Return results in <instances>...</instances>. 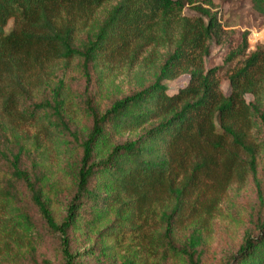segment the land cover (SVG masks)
Instances as JSON below:
<instances>
[{
    "label": "trees",
    "instance_id": "trees-1",
    "mask_svg": "<svg viewBox=\"0 0 264 264\" xmlns=\"http://www.w3.org/2000/svg\"><path fill=\"white\" fill-rule=\"evenodd\" d=\"M105 1L0 0V264H201L223 196L253 178L264 205V48L247 53V31L230 39L201 4ZM211 40L236 60L227 93ZM51 141L63 198L43 169ZM255 229L225 264H264V213Z\"/></svg>",
    "mask_w": 264,
    "mask_h": 264
},
{
    "label": "rangeland",
    "instance_id": "rangeland-1",
    "mask_svg": "<svg viewBox=\"0 0 264 264\" xmlns=\"http://www.w3.org/2000/svg\"><path fill=\"white\" fill-rule=\"evenodd\" d=\"M114 1H105L100 12H105ZM196 4H201L204 7H209L211 11L218 12L223 27L232 30L230 39L238 37L243 31H247V53L257 47L264 48V0H211L210 4L207 3V0H186L182 13L186 15L195 14ZM11 23L12 21L9 20L7 27H10ZM208 45L210 52L205 57V63L206 65H221L220 72L223 75L221 88L227 93L229 85L225 73L236 60L224 62L225 41L218 43L211 40ZM159 49L162 50V48ZM68 79L74 91L79 92L84 84L83 79L78 76H70ZM187 80L188 74L183 73L170 80L169 85L172 87L182 86ZM245 98L250 101L253 96L251 93H246ZM74 125L79 126L81 130L86 128L85 120L80 112ZM126 136L128 133L124 134V137ZM49 144L43 169L46 171L47 180L53 182L54 191L63 198L74 190L73 180L65 170L66 164L62 155V148L57 147L52 141ZM262 170L263 166H260L257 180L261 183L264 195V171ZM52 208L55 217L59 218L63 206L59 202H52ZM263 213L264 205L259 202L257 185L253 178H249L244 190L238 196H223L212 218L207 221L205 230L209 234V238L201 247V264H225L226 257L238 248L244 233H255V222ZM178 234L179 237L183 238L182 232H178ZM86 245L85 243L84 246ZM166 264H180V261L173 259Z\"/></svg>",
    "mask_w": 264,
    "mask_h": 264
}]
</instances>
